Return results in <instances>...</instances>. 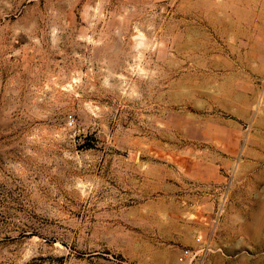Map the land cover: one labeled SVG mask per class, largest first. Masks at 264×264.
Segmentation results:
<instances>
[{
	"label": "rangeland",
	"instance_id": "374dc122",
	"mask_svg": "<svg viewBox=\"0 0 264 264\" xmlns=\"http://www.w3.org/2000/svg\"><path fill=\"white\" fill-rule=\"evenodd\" d=\"M0 264H264V0H0Z\"/></svg>",
	"mask_w": 264,
	"mask_h": 264
},
{
	"label": "built area",
	"instance_id": "2783aa9c",
	"mask_svg": "<svg viewBox=\"0 0 264 264\" xmlns=\"http://www.w3.org/2000/svg\"><path fill=\"white\" fill-rule=\"evenodd\" d=\"M197 245L194 248H185L181 251L179 256V261L181 263L193 260L194 258L199 257L200 253L204 250H206V247L208 245V242L202 241L200 238H197L196 240Z\"/></svg>",
	"mask_w": 264,
	"mask_h": 264
}]
</instances>
